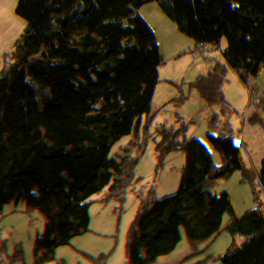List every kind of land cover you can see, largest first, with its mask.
Segmentation results:
<instances>
[{
  "label": "crops",
  "instance_id": "1",
  "mask_svg": "<svg viewBox=\"0 0 264 264\" xmlns=\"http://www.w3.org/2000/svg\"><path fill=\"white\" fill-rule=\"evenodd\" d=\"M80 1L101 52L90 54L70 35L56 38L42 54L44 84L22 93L17 109L0 94V207L13 219L7 230L0 226V251L14 235L83 221L89 204L121 192L129 177L143 183L172 176L178 167L190 174L264 157V72L257 68L264 49L250 38L249 25L244 22L236 67L227 35L216 37L211 49L180 55L183 46L199 42L203 19L211 28L218 19L229 27L223 10L242 3L254 14L264 0H154L150 9L143 0ZM201 1L207 8L198 7ZM0 4L19 28L11 30L0 15V53L14 68L11 47L32 34L28 13L53 15L56 7L49 0ZM124 19L132 24L127 58L137 88L128 69L116 75ZM162 27L170 28L167 38L159 34ZM257 32L264 39L263 25ZM35 92L51 98L40 108L33 148H19L13 140L32 128ZM254 96L262 101L247 106Z\"/></svg>",
  "mask_w": 264,
  "mask_h": 264
},
{
  "label": "water",
  "instance_id": "2",
  "mask_svg": "<svg viewBox=\"0 0 264 264\" xmlns=\"http://www.w3.org/2000/svg\"><path fill=\"white\" fill-rule=\"evenodd\" d=\"M0 264H264V157L119 198L0 251Z\"/></svg>",
  "mask_w": 264,
  "mask_h": 264
},
{
  "label": "built area",
  "instance_id": "3",
  "mask_svg": "<svg viewBox=\"0 0 264 264\" xmlns=\"http://www.w3.org/2000/svg\"><path fill=\"white\" fill-rule=\"evenodd\" d=\"M161 3L169 1L170 3L174 4L175 0H159ZM225 0H220V2H223ZM144 7L147 9L152 8L154 0H143ZM199 8H207L206 4L204 2H199L198 5ZM214 9L218 8V5L215 4L213 5ZM194 11L192 9L188 10V14L192 15ZM264 26V7L258 9L257 11L254 12L253 16L250 19L249 22V27L250 31L252 34L254 32H257L261 26ZM132 36V24L130 20L124 19L122 22V33H121V46L118 51L117 57L119 59V70L117 72V76L120 75L125 69H128V78L131 86L133 88H137L140 84L138 80L135 78L134 72L128 62L127 58V47L128 44L131 40ZM215 38L216 35L214 31L212 30L210 23L207 19H203L201 23V37L198 43L192 44L189 47L183 46L181 48V56H184V53L186 52L187 49L191 51L193 54H197L201 50H206V49H211L213 48L215 44ZM57 40L60 42L62 41L61 38H57ZM66 45V44H65ZM264 49L260 48L259 50ZM258 50V51H259ZM257 50H254L256 52ZM15 60L17 64H20L25 72V82L27 84L26 88L23 90V93L26 92H31L34 87L38 84H44L46 79L44 75V71L37 67L35 63L31 60L30 55L28 53L22 52L19 54L15 55ZM182 64H185L184 60H181ZM0 94L2 95L3 99L8 102L12 106V108L17 109L16 106L13 104V99L11 95L10 88L3 83H0ZM31 94V93H30ZM51 98V95L46 93V92H35L32 94V97L30 98V111L33 113L32 117L30 119V124L32 126L31 129H23V132L19 135H17L14 138V144L19 147V148H24V149H32L33 147L31 146L33 143H35L38 139L37 134L34 131V127L38 124L39 122V115L41 113V107L45 106V104L48 102V100ZM262 101L261 96H254L252 99L249 100L248 105L250 106L255 103H259ZM17 112H20L17 110ZM70 147H68L69 149ZM183 173L182 168L178 167L175 170V174L172 176H167L165 178H157V179H152V180H147L143 183H139L136 181L135 178L129 177L126 180L125 187L122 189L121 192L116 193L114 195H103L99 199L95 200L93 203L89 204L87 208L85 209V216L84 220L81 222H85L88 220V218L95 212L108 207L112 204L113 201L123 198L126 196H129L131 194L138 193L142 191L145 188L152 187L155 185H163L167 183L170 180L176 179L181 177V174ZM5 186V180L1 182V187ZM12 216L10 214L9 209L6 206H1L0 207V226L7 230L8 226L12 222ZM48 231H42L38 232L36 234H18L14 235L10 239V246H13L15 244L24 242L26 240H29L35 236H40L43 235ZM9 246V247H10Z\"/></svg>",
  "mask_w": 264,
  "mask_h": 264
},
{
  "label": "trees",
  "instance_id": "4",
  "mask_svg": "<svg viewBox=\"0 0 264 264\" xmlns=\"http://www.w3.org/2000/svg\"><path fill=\"white\" fill-rule=\"evenodd\" d=\"M56 7L53 15L46 11H41L35 15L28 13V18L32 26V34L24 35L28 41L21 43L20 47L12 46L11 50L16 55L22 52L28 53L35 65L44 71L45 79L48 74L42 65V54H47L49 44L56 38H67V35L74 37L79 46L90 54H99L101 48L95 41V33L89 20L83 15L80 0H67V4L62 0H49ZM106 2V0H103ZM242 3L236 5L232 10H223L222 14L229 24L230 39L226 45L233 48V65L236 67L239 60V50L241 32L244 25ZM0 15L11 30L19 31L15 21L0 4ZM7 37L10 33H5ZM7 43V42H6ZM19 44V43H18ZM263 50V49H262ZM5 56L0 53V83L8 86L11 91L13 104L17 107L18 98L22 95L27 84L25 82V72L20 64L10 67L4 60ZM194 173V172H193ZM186 175L182 173L181 176Z\"/></svg>",
  "mask_w": 264,
  "mask_h": 264
},
{
  "label": "rangeland",
  "instance_id": "5",
  "mask_svg": "<svg viewBox=\"0 0 264 264\" xmlns=\"http://www.w3.org/2000/svg\"><path fill=\"white\" fill-rule=\"evenodd\" d=\"M188 16V15H187ZM253 16V13H248V12H243V20L245 22V25H249V21H250V17ZM247 18V19H246ZM185 20V19H183ZM228 26V25H227ZM225 25V23L223 24L222 20L221 19H218L216 21V24H214L212 26V30L214 31L216 37H221V36H230L229 35V28ZM178 28V30H181L184 28V25H181L176 27ZM159 30V34L160 35H164L166 38L169 36V31H170V28L168 27H162V28H158ZM250 30V28H249ZM245 33V32H244ZM260 32H254V34L251 33V31L249 32V35H250V38H255L254 40V43L256 44L257 47L259 48H263L264 47V39L260 36L259 34ZM199 35H196L195 37H198ZM259 43V45H257ZM256 47H252V49H255ZM250 49V50H252ZM257 68H258V71L259 72H264V64L262 66H260L259 64L257 65Z\"/></svg>",
  "mask_w": 264,
  "mask_h": 264
}]
</instances>
